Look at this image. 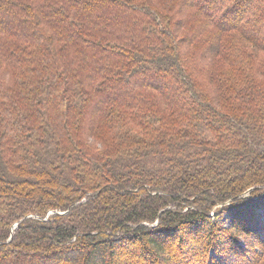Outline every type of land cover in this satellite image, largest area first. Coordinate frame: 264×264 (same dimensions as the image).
I'll use <instances>...</instances> for the list:
<instances>
[{
  "label": "trees",
  "instance_id": "1",
  "mask_svg": "<svg viewBox=\"0 0 264 264\" xmlns=\"http://www.w3.org/2000/svg\"><path fill=\"white\" fill-rule=\"evenodd\" d=\"M124 253L264 264V0H0V264Z\"/></svg>",
  "mask_w": 264,
  "mask_h": 264
},
{
  "label": "rangeland",
  "instance_id": "2",
  "mask_svg": "<svg viewBox=\"0 0 264 264\" xmlns=\"http://www.w3.org/2000/svg\"><path fill=\"white\" fill-rule=\"evenodd\" d=\"M52 211H49V213H51ZM48 213V214H49ZM211 215H213V216H215V213L213 212V213H211ZM225 216H226V214H224L223 215V217H222V219H224L225 218ZM16 226V224L14 225V227ZM193 238L195 239V240H197V236H195L194 235V237L192 236V238L191 239H187V241L189 242L190 240H193ZM85 245H82V247H80L79 249H81V248H83ZM171 247H174V244L171 246ZM134 248H135V250H136V252L138 251V247H136V246H134ZM137 254V253H136ZM123 256L125 257V260H127V259H130V260H136L135 261V264H140V262H138L139 260H140V258H139V254H137V256L135 255V256H129L128 254H126V253H124L123 254ZM94 257H97V258H100L101 257V255L99 254V253H97V252H95L94 253V255L92 256V258H91V260H93L94 259ZM118 259V258H117ZM110 260V259H109ZM111 263L112 262H118V263H120L119 262V260H114V259H112V257H111ZM121 261V260H120ZM92 262L90 261V264H91ZM109 264H110V261H109Z\"/></svg>",
  "mask_w": 264,
  "mask_h": 264
}]
</instances>
